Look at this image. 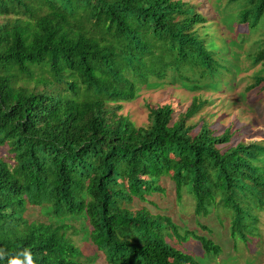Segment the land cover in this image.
Listing matches in <instances>:
<instances>
[{"label": "trees", "instance_id": "1", "mask_svg": "<svg viewBox=\"0 0 264 264\" xmlns=\"http://www.w3.org/2000/svg\"><path fill=\"white\" fill-rule=\"evenodd\" d=\"M224 4L234 39L256 35L245 56L264 69V0ZM201 6L0 0V248L30 249L36 264H93L74 239L85 232L105 264H200L191 240L204 255L222 252L208 219L221 220L234 245L254 240L264 139L246 142L234 126L221 132L206 111L215 104L203 92L230 85L234 72ZM166 78L201 94L184 108L146 101L142 125L120 112ZM252 89L264 92V75L253 74ZM166 183L175 205L195 200V228L168 212L171 200L161 204Z\"/></svg>", "mask_w": 264, "mask_h": 264}, {"label": "rangeland", "instance_id": "2", "mask_svg": "<svg viewBox=\"0 0 264 264\" xmlns=\"http://www.w3.org/2000/svg\"><path fill=\"white\" fill-rule=\"evenodd\" d=\"M196 4H202L200 10L207 12L209 20L208 32L212 37L214 48L218 46L217 51L220 52V57L224 59V55L227 59L231 60L227 63L231 66L234 72V81L217 90H209L203 92L204 96L212 97L215 106L208 107L206 111L214 112L212 120L214 121V127L219 131H224L229 126L234 128H240L238 138L243 139L246 142L254 140L264 139V92L257 93L256 89H252L249 92L245 91V87L251 82L253 74L264 75V69L258 65H252L248 58L245 56V51L248 48L250 42L256 38L255 34H247L246 37H240L234 39L230 24L233 20V14L229 13V9L225 8L226 0H187ZM230 8V7H229ZM162 83V84H161ZM148 85V84H147ZM142 86L137 96L130 102L123 103V114H126L136 125H142L148 121V110L145 107V102L150 101L155 103L166 98L177 99L180 102L181 108L186 107L195 94H201L199 91H191L184 88L178 82H169V79L151 81L149 85ZM256 95V96H255ZM258 97V98H257ZM257 99V100H256ZM1 153V151H0ZM167 185V195L163 197L161 204H166L167 200H171L165 206L171 207L168 211L179 222L182 217V223L188 225L191 228H195L196 219L193 214V206L195 200L193 198L184 197V199L175 205L173 201V190L171 185ZM188 198V199H186ZM39 208H35L33 216L43 217L39 214ZM178 217V218H177ZM217 224L216 231L212 227L213 222ZM204 223L209 224L210 229L213 232L222 234L220 238V244L222 246V252L219 256L214 257L211 255H204L202 248L193 240L188 238L192 243L189 244L193 256L199 261L200 264H264V203L263 208L258 216V235L252 236L250 243L234 237L236 243L233 244L232 237L222 232L221 220L208 219L202 220ZM75 226L81 227L80 222L71 221ZM202 234V231H199ZM86 233L74 236L77 245L81 247V250L85 253L92 255L93 264H105L101 261V257L96 249L87 242Z\"/></svg>", "mask_w": 264, "mask_h": 264}, {"label": "clouds", "instance_id": "3", "mask_svg": "<svg viewBox=\"0 0 264 264\" xmlns=\"http://www.w3.org/2000/svg\"><path fill=\"white\" fill-rule=\"evenodd\" d=\"M0 259H7V264H36L30 249H24L13 255L6 249L0 248Z\"/></svg>", "mask_w": 264, "mask_h": 264}]
</instances>
